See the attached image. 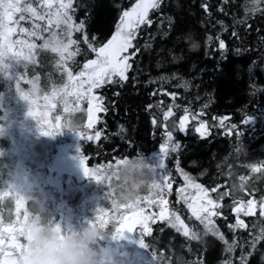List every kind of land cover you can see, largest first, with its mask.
<instances>
[{
    "label": "trees",
    "instance_id": "trees-1",
    "mask_svg": "<svg viewBox=\"0 0 264 264\" xmlns=\"http://www.w3.org/2000/svg\"><path fill=\"white\" fill-rule=\"evenodd\" d=\"M134 3L135 0H74L73 15L77 23L83 22L89 42L98 47L111 39L122 11ZM254 7L259 10L251 11ZM150 19L152 25L141 26L133 41L128 79L97 89L107 109L100 114L101 137L83 143L81 151L89 156L92 165L143 158L157 152L165 131H172L180 148L165 160L175 184H183L182 170L207 188L213 199L229 192L219 201L222 215L214 219L235 247L233 252H227L223 241L205 234L203 225L184 205H179L181 218L201 234V239L190 240L171 225L159 222L145 238L149 252L156 253L159 264H225L228 260L241 264L242 255L246 264H264V239L255 249L251 246L264 228L259 210L255 216L240 214L248 225L246 229L229 227L235 224L234 201L246 202L253 197L259 201L264 197V170L251 169L253 164L264 165V0L259 5L252 0H163L160 9L150 13ZM84 33L73 34L80 48L67 62L73 72L96 57L84 43ZM220 40L224 41L223 49L219 47ZM37 57L39 61L31 70L33 79L43 92H49L51 86L62 82L63 67L55 65L56 57L48 49L41 50ZM2 86L0 80V92ZM173 93L174 100L169 95ZM169 108L173 116L165 120L164 113ZM184 114L189 115V123L182 133L178 124ZM201 121L206 122L210 133L204 137L195 132ZM232 124L237 126L238 135L227 134ZM50 145L46 139V147L50 149ZM37 167L35 162L32 168ZM45 171L46 168L39 173L31 169V187L23 188L34 187L42 195L38 180L46 175ZM241 176L248 178L244 190L239 188ZM213 188L217 191L212 192ZM13 193L10 191L12 202ZM117 195L119 191L114 189ZM29 202L25 210L31 214L33 205ZM48 207L51 209L52 204ZM6 210L2 208L0 214L5 215Z\"/></svg>",
    "mask_w": 264,
    "mask_h": 264
},
{
    "label": "snow or ice",
    "instance_id": "snow-or-ice-1",
    "mask_svg": "<svg viewBox=\"0 0 264 264\" xmlns=\"http://www.w3.org/2000/svg\"><path fill=\"white\" fill-rule=\"evenodd\" d=\"M163 0H135V3L130 8L123 10L120 15L119 24L111 39L100 46H94L89 42L88 36L84 33L83 22L77 23L74 19V0H0V75L14 77L15 87L20 95L31 104L29 115L40 123L42 133L44 135H56L62 131L59 123L53 125L48 121V111L55 107V104L48 103L49 97L45 96L46 103L44 104L45 111H40L36 100L30 99L32 92H26L21 88V81L25 79L24 75L16 72L15 69L20 64L34 63V55L37 48L48 49L56 53L59 57L58 65L62 66L66 73V82L60 89H54L52 99L57 96L64 104V111L70 112L68 97H73L76 111L80 108L81 102L87 103L86 111V127L91 130L94 128L100 117L98 113L106 112L107 109L103 104V99L95 94V90L104 87L106 84L118 83L128 79V71L132 65L130 60L132 55L128 54L129 49L134 48L133 41L138 35L141 26H151L153 20L150 19V13L158 11ZM254 5H259L260 0H252ZM206 9L207 5H203ZM258 7H254L251 11H258ZM21 21H28L31 27L21 26ZM19 33V35H18ZM45 33L48 35L45 36ZM74 33H84L83 40L87 44L91 52L95 53V59H88L83 63L79 71L73 72V69L68 66V61L72 60L79 52V40L73 39ZM29 39H25L24 37ZM13 37H17L13 39ZM35 38V39H31ZM94 39V38H93ZM210 40L211 37H208ZM36 40H42V44H37ZM73 46L75 50H73ZM195 46V45H194ZM220 49L225 47L224 41H219ZM35 85L33 81H28ZM171 95L174 100L175 94ZM185 112L187 110L185 109ZM173 116V111L169 108L164 113V119L167 120ZM193 120L197 119L196 115L192 116ZM59 122L60 117H56ZM156 121L153 120V123ZM189 115L184 114L179 119L178 129L180 132L187 131V123ZM223 124V120L220 122ZM47 125V128L45 127ZM72 131L76 132L84 140H98L101 137V132L96 131L94 135H89L85 131H75L69 126ZM167 128V125H165ZM195 132L201 137L208 133L206 122H199L195 127ZM227 134L238 135V128L235 124L229 125ZM161 151L165 157L169 153H175L180 144L174 142L173 132L165 131V139L161 144ZM127 159L116 160L113 164L107 166L100 165L90 167L87 162V157H82L81 165L86 176H90L97 183L106 185L109 188L106 199H111L112 214L109 215V210L101 207L97 211L95 220L89 222L90 227H100L106 229L109 222H113L114 230L111 232L112 237L121 239L125 233L136 232L137 226L140 227L141 246L149 248L145 243L144 235H151L152 229L149 227V221L153 223L158 218L159 220H168L171 227L181 232L184 237L190 240H200L201 234L191 228L181 219L175 211H169V201L165 198V194H170L172 183L169 175L163 173L160 179H152L148 185L149 195L139 196L126 199L120 194L119 200L114 198V189L111 188L113 178L119 180L116 175V170L119 166L126 162ZM253 172H261L264 170V165H251ZM181 175L184 178L186 187L179 189V198L187 204V208L191 212V216L199 221L204 227V233H211L218 237L226 245V251L231 253L234 251L235 242L229 243L224 234L220 232L216 225L214 217L222 215L218 209L223 205L219 202L229 195L225 191L219 195L218 200L213 199L209 195V190L201 184L196 183L193 178L181 170ZM248 179L245 176L240 177L239 188L244 190V182ZM186 189L194 190V194L185 195ZM28 189L16 186H9V191L15 193L16 216L11 222L5 223L0 219V264H35L32 259L30 248L31 230L29 222L31 214L25 210L21 215V209L24 206V201L27 198L26 192ZM212 192L217 189L213 188ZM0 195H8L4 192ZM28 199V198H27ZM152 208L153 205L158 206L159 211L151 214H146L145 207ZM235 206L232 211L235 213V224L229 225L233 230L246 229L248 225L240 218L242 213L245 217L255 216L259 207L260 216L264 217V197L259 201L254 197L244 200L234 201ZM61 229V224H57V230ZM71 230V229H67ZM264 239V228H261L260 235L254 237L252 248L255 249L256 244ZM153 256L156 259V253L153 251ZM251 255V253H249ZM241 264H246V257H240ZM225 264H232L231 260Z\"/></svg>",
    "mask_w": 264,
    "mask_h": 264
},
{
    "label": "rangeland",
    "instance_id": "rangeland-1",
    "mask_svg": "<svg viewBox=\"0 0 264 264\" xmlns=\"http://www.w3.org/2000/svg\"><path fill=\"white\" fill-rule=\"evenodd\" d=\"M21 26L30 28L31 23L28 21H21ZM47 35L48 34L45 33V36ZM16 38L17 37H13V39ZM24 38L29 39L26 36ZM36 43L39 45L42 44L43 41L36 40ZM41 50L43 49L37 48L34 55V63H28L26 66L25 64H20L15 71L24 75L25 79L21 81L20 86L26 92L33 93L30 99L36 100L40 111H45L43 107L46 103L44 99L45 96L49 97L48 103L55 104V107L48 111L47 119L53 125L59 123L63 130L56 135L42 136L43 133L40 123L28 114L31 109V104L17 91L14 77L0 75V80L3 84L2 92H0V194L8 192V195H0V211L2 208L7 209L5 215L0 214V219L8 223L14 220L16 216L15 199L14 202L11 201L9 186L31 187L30 182L33 178L28 175L30 170L33 169L39 173L46 168V175L41 176L38 180L41 181V187L37 186L41 189L42 195L47 198V204H52L51 209L56 212L57 220L64 229L80 228L88 226L90 221L95 220L99 208L104 207L108 209L109 215L112 214L113 210L111 199H106L109 188L106 185L97 183L95 179L81 172L82 165L80 162L84 154L81 148H79V141L77 139H72L77 133L68 128V126L70 122L73 130L85 131L89 135H94L96 131H99L98 124L100 121L96 123L93 129L89 130L84 127L87 122L86 111H83L87 108L86 102H81L80 108L82 110L76 111L74 110L76 107L73 103L74 98L68 97L70 112L66 113L64 111V104L59 97L57 96L55 99H52L53 90L60 89L66 82V73L64 69L61 75L62 82L56 86H51L52 88L49 92L42 91L39 84L34 81V74L31 72L35 64L39 61L37 54L39 55ZM130 50L131 49H129L128 54H130ZM53 54L56 57L55 65L58 66L59 57L56 53ZM28 81L34 82L35 90H33V84L28 83ZM95 94L98 95L97 90H95ZM57 116L60 117L59 122L56 120ZM45 127L47 128V125H45ZM42 138L43 140H41ZM46 139L51 141L50 149L46 147ZM75 146H77V148ZM58 152L62 154L63 169L68 168L70 165L74 166V176H76L77 179L73 178L74 176L65 179L52 178L50 172L57 167ZM170 154L171 152L169 155ZM140 159H142L146 165L145 172L149 179L158 180L162 177L164 172L169 175L173 186L171 193H166L165 198L169 201V211H175L180 215L179 205H184V207L187 208V204L179 198V189L181 187H186L184 179L183 184L177 187L167 167L166 157L161 151V147L152 155ZM35 162L38 164V167L32 168ZM87 162L90 167L100 166L97 164L92 165L89 160H87ZM193 180L196 182L195 179ZM59 183H63L64 187L60 188L58 186ZM120 185L121 181L113 178L111 187L119 191V195L114 196L117 200H119L120 194L124 190ZM78 191L81 195L79 199L76 197ZM13 194L15 195V193ZM191 194H194V190L186 189L185 195ZM137 195L141 197L149 195L148 185L140 188ZM28 205L31 204L29 200H26L21 209V215H23ZM141 206L145 207L146 214L159 211L156 205H153L150 209L147 208L146 204L142 203ZM257 210H259V207ZM159 222L169 224L168 220L162 221L158 218L154 223L149 221V227L152 229L151 234L153 233V226ZM106 230L110 233L114 230L113 222H109ZM147 236L149 235L145 234L144 239ZM125 237L127 239H124ZM112 239L115 238L111 236L105 242L110 243ZM140 241V227L137 226L136 232L127 233L126 236L118 241L116 250L112 249L111 244L108 252L110 264H113L112 258H114L115 264H156V260L149 252V248L141 246ZM157 264L159 263L157 262Z\"/></svg>",
    "mask_w": 264,
    "mask_h": 264
},
{
    "label": "clouds",
    "instance_id": "clouds-1",
    "mask_svg": "<svg viewBox=\"0 0 264 264\" xmlns=\"http://www.w3.org/2000/svg\"><path fill=\"white\" fill-rule=\"evenodd\" d=\"M146 165L140 158L127 159L116 170L121 181V197L134 198L138 190L152 180L145 172ZM27 198L33 211L29 222L30 248L35 264H110L104 242L112 236L106 229L84 226L69 230H57L56 212L48 207L47 198L36 189L28 188ZM115 264L114 258H112Z\"/></svg>",
    "mask_w": 264,
    "mask_h": 264
},
{
    "label": "flooded vegetation",
    "instance_id": "flooded-vegetation-1",
    "mask_svg": "<svg viewBox=\"0 0 264 264\" xmlns=\"http://www.w3.org/2000/svg\"><path fill=\"white\" fill-rule=\"evenodd\" d=\"M101 113H99L100 115ZM73 134V133H72ZM72 139H77L79 141V148H81L82 144L83 143H86L88 142L89 140L87 141H84L82 140L81 136H79L78 134L75 136L72 137ZM77 148V146H75ZM78 157V156H76ZM84 157H87V160H89V156L88 155H85L84 154ZM58 162H57V167L52 169L51 170V174H52V178L55 179V178H59V179H65V178H72L74 176V169L75 167L70 165L68 168H65L63 169V165H62V154L58 152ZM80 162V161H79ZM81 163V162H80ZM61 168V169H60ZM81 172L84 173V170H83V167L81 169ZM73 178H76V176H74ZM58 186L60 188H63L64 187V184L63 183H59ZM78 199L81 197L79 191H78V194L76 196ZM127 233H125L124 236H126ZM124 239H127L126 237ZM121 240V239H112L110 243H107L105 242L104 243V248H105V251L108 253L109 250H110V247H111V244H112V249L113 250H116L117 249V245H118V241Z\"/></svg>",
    "mask_w": 264,
    "mask_h": 264
},
{
    "label": "water",
    "instance_id": "water-1",
    "mask_svg": "<svg viewBox=\"0 0 264 264\" xmlns=\"http://www.w3.org/2000/svg\"><path fill=\"white\" fill-rule=\"evenodd\" d=\"M98 116H99V113H98Z\"/></svg>",
    "mask_w": 264,
    "mask_h": 264
}]
</instances>
